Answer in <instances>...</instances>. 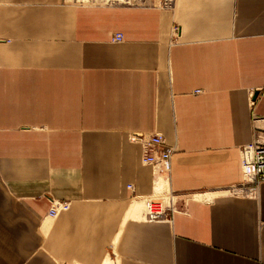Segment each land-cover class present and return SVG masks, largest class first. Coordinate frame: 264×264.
I'll return each instance as SVG.
<instances>
[{
    "label": "crops",
    "instance_id": "crops-1",
    "mask_svg": "<svg viewBox=\"0 0 264 264\" xmlns=\"http://www.w3.org/2000/svg\"><path fill=\"white\" fill-rule=\"evenodd\" d=\"M152 131L167 176L129 137ZM253 140L264 0H0V264H264Z\"/></svg>",
    "mask_w": 264,
    "mask_h": 264
},
{
    "label": "built area",
    "instance_id": "built-area-1",
    "mask_svg": "<svg viewBox=\"0 0 264 264\" xmlns=\"http://www.w3.org/2000/svg\"><path fill=\"white\" fill-rule=\"evenodd\" d=\"M159 5L170 7L174 0H158ZM176 34V27L172 28ZM122 34L114 33L111 41H121ZM133 136L141 142V161L149 164L154 172L167 176L171 168V156L174 149L165 143L163 136L159 133H133ZM239 166L244 182L247 185H256L264 182V143L253 140L239 147ZM131 187L130 184H128ZM69 202L53 201L49 213L52 216L67 210ZM172 210V207L170 208ZM166 216L165 205L160 201L144 200L143 217L147 221H155Z\"/></svg>",
    "mask_w": 264,
    "mask_h": 264
},
{
    "label": "rangeland",
    "instance_id": "rangeland-1",
    "mask_svg": "<svg viewBox=\"0 0 264 264\" xmlns=\"http://www.w3.org/2000/svg\"><path fill=\"white\" fill-rule=\"evenodd\" d=\"M78 1H83V2H85V1H87V0H78ZM121 2H124V3H126V0H120ZM136 1V0H135ZM173 27H176V26H172V28ZM123 37V36H122ZM176 39V34H173V32L171 33V35H170V40H175ZM149 133H159V132H157V131H152V132H145V134H149ZM130 139L131 140H133V141H135V142H138L139 144H140V146H141V142L139 141V140H137L134 136H133V134H131L130 136ZM140 161H141V159H140ZM142 162V161H141ZM143 163V162H142ZM144 164V163H143ZM152 168V167H151ZM153 169V168H152ZM155 173V172H154ZM146 199H150V200H155V201H159L158 199H151V198H144V199H142V206L144 207V200H146ZM58 200H56V202H57ZM58 202H61V201H58ZM67 202V201H66ZM52 204V203H51ZM51 206V205H50ZM50 208V207H49ZM49 208H48V211H47V216L48 217H55V216H52V215H50V213H49Z\"/></svg>",
    "mask_w": 264,
    "mask_h": 264
}]
</instances>
